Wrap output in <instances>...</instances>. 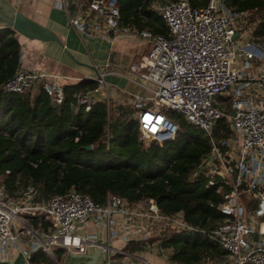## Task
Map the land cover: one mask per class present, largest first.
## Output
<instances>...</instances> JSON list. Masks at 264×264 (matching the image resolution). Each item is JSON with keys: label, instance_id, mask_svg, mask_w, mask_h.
<instances>
[{"label": "built area", "instance_id": "1", "mask_svg": "<svg viewBox=\"0 0 264 264\" xmlns=\"http://www.w3.org/2000/svg\"><path fill=\"white\" fill-rule=\"evenodd\" d=\"M57 5L79 33L120 34L149 42L147 51L128 65L132 77L124 74L147 92L131 97L130 116L139 139L160 142L174 135L179 122L165 111L179 113L202 130L209 149L190 168L187 179L202 178L206 186H213L221 195L216 207L224 216L207 227L187 221L181 210H160L147 196L129 203L107 193L103 203H96L84 192L69 190L37 201L32 183L22 185L16 196L7 194L0 183V241L20 240L18 231L12 233L11 228L15 220L24 223L20 214L27 213L47 223L23 226L31 235L29 248L22 251L24 264H30L31 252L37 248L49 256L59 247L76 253L84 252L87 245L109 250L93 234L78 232L91 217L108 235L120 226L128 237L135 239L136 234L145 243L151 237L159 241L172 231L199 232L222 251L216 264H264V41L252 29L246 32L241 18L252 10L231 12L230 7H222L223 0L201 5L189 0H155L166 29L154 33L123 24L116 0H58ZM252 60L256 64L250 66ZM105 73L98 71L94 87L75 93V107L87 110L101 99L109 114L110 84ZM0 87L30 97L40 88L55 105L64 97L59 78L19 65ZM222 94L232 97L226 106L217 101ZM220 119L225 122L223 129L217 125ZM215 126L219 135L213 132ZM114 253L134 257L138 264H153L124 248Z\"/></svg>", "mask_w": 264, "mask_h": 264}, {"label": "trees", "instance_id": "2", "mask_svg": "<svg viewBox=\"0 0 264 264\" xmlns=\"http://www.w3.org/2000/svg\"><path fill=\"white\" fill-rule=\"evenodd\" d=\"M116 1L123 24L165 33L162 16L151 6L153 0ZM207 1L190 0L193 5ZM223 2L231 12L263 11L252 34L264 41V0ZM18 57L14 30L0 28V84L18 65ZM95 85V79L87 77L63 84L64 97L58 105L50 103L40 88L30 97L0 87V181L7 194L15 195L20 185L29 182L37 188V201L71 189L86 193L96 203H103L107 193L129 203L147 196L162 211L181 210L191 223L211 227L219 222L224 216L216 207L221 195L202 178L187 179L190 168L209 149L203 131L180 121L172 137L144 145L130 116L132 109L115 104L107 114L101 99L87 110L75 107V93ZM217 125L225 128L223 119ZM213 132L219 135L217 126ZM31 222L35 224L36 217ZM128 243L124 249L132 251L145 242L132 239ZM158 245L168 248L169 260L180 264L222 256L217 245L194 231L169 232ZM29 260L51 264L40 249Z\"/></svg>", "mask_w": 264, "mask_h": 264}, {"label": "crops", "instance_id": "3", "mask_svg": "<svg viewBox=\"0 0 264 264\" xmlns=\"http://www.w3.org/2000/svg\"><path fill=\"white\" fill-rule=\"evenodd\" d=\"M9 1L16 9L52 30L70 54L65 53L63 47L55 41L28 38L14 31V36L19 43L18 65L20 67L27 70L42 71L47 76L53 75L59 78L63 84L73 83L84 77L94 78L98 71L103 70L106 72L105 79L110 84V96L113 103L121 105L123 108H130L132 111L134 109L131 104L132 95L139 92L147 93L144 88L130 79L132 74L128 72L129 63L145 53L149 48V42L146 39L120 34L112 35L111 33L108 35L79 33L68 23L65 12L57 5L58 0ZM154 2L155 0L152 1L151 6L156 9ZM36 90H33V95ZM21 186H19V189ZM19 189L15 195L10 196H16ZM20 216L23 218L24 223L15 220L11 228L12 233L18 231L20 240L7 241L6 243L0 241V246L3 247L2 253H0V264H24L22 251L29 248L31 235L26 232L23 226L37 227L40 225L44 226L47 223L38 215L21 213ZM32 217H36L35 224L31 222ZM78 232L93 234L100 242L107 244L109 250L94 245H87L82 253L64 251L63 248L59 252L57 248H54L52 255L49 256L43 251L50 259L51 264H83L87 258L79 255L92 253L97 248L100 249V253L96 256V262H105V264H138L134 257L114 253V249L125 248L129 244L128 242L132 240L130 236L128 237V232L120 226L116 227L113 235H108L104 227L94 224L92 218L89 217L84 225L78 228ZM133 237L135 238L133 240H142L136 234ZM152 238H149V240L151 241ZM143 246L132 251L148 254L152 259L149 261L153 264L163 263L164 260L159 255H156L155 252H141ZM37 263L41 264L42 262Z\"/></svg>", "mask_w": 264, "mask_h": 264}, {"label": "water", "instance_id": "4", "mask_svg": "<svg viewBox=\"0 0 264 264\" xmlns=\"http://www.w3.org/2000/svg\"><path fill=\"white\" fill-rule=\"evenodd\" d=\"M5 27H9L16 33H20L28 38L55 41L58 45L63 47L62 42L52 30L37 23L26 14L16 9V7L9 0H0V28ZM236 34L237 32H235L232 37ZM63 51L69 54L64 47ZM231 114H233L232 110ZM86 147H89V145H86ZM71 190L74 191V189ZM99 253L100 249L97 248L93 250L92 253L80 254L79 256H85L87 258L84 260L83 264H105V262H96V256Z\"/></svg>", "mask_w": 264, "mask_h": 264}, {"label": "rangeland", "instance_id": "5", "mask_svg": "<svg viewBox=\"0 0 264 264\" xmlns=\"http://www.w3.org/2000/svg\"><path fill=\"white\" fill-rule=\"evenodd\" d=\"M224 9H226V7L223 5L222 6ZM262 14L260 13V11H252V13L250 14H244L241 16L242 18V22L244 23V28L245 31L248 32L249 30L252 29L251 26H253L256 22V19H258L259 15ZM240 18V17H239ZM256 63L255 60H252L250 62V66L254 65ZM231 96L230 95H218L217 97V101L219 102V104L221 105H228L229 102L231 101ZM110 104H109V112H112L113 106L115 103H113L112 98H110L109 100ZM166 114L173 118L174 120H177L179 123L180 121H183L185 124H187V122L181 117V115L175 111H165ZM190 124V123H188ZM191 125V124H190ZM151 139H146L143 140L144 145L149 143ZM0 183L2 184V182L0 181ZM3 185V184H2ZM140 251H138L137 253H139ZM141 252H147V253H153L155 252L156 255H159V257L161 259H163V263L162 264H176L172 261H169V249L167 248H160L158 246V241L153 239L151 241H149L148 243H145L144 246L142 247V251ZM139 256H142L144 258H146L147 260H152L151 257L148 254H144V253H139ZM216 258L213 259H203L201 261H199L197 264H216L215 263ZM218 262V261H217Z\"/></svg>", "mask_w": 264, "mask_h": 264}]
</instances>
